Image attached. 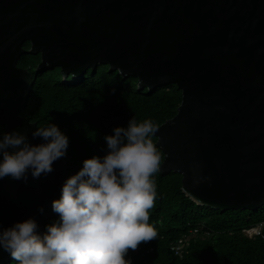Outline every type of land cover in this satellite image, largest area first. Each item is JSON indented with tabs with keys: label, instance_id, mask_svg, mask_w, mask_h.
<instances>
[{
	"label": "water",
	"instance_id": "water-1",
	"mask_svg": "<svg viewBox=\"0 0 264 264\" xmlns=\"http://www.w3.org/2000/svg\"><path fill=\"white\" fill-rule=\"evenodd\" d=\"M27 53L40 54L38 71L79 79L101 63L140 88L177 85V112L154 133L159 171L181 173L199 205L264 204V0H0V133L37 144V123L20 114L33 83L18 65ZM68 177L62 156L47 176L0 179V229L34 217L42 233ZM11 258L0 249V264Z\"/></svg>",
	"mask_w": 264,
	"mask_h": 264
},
{
	"label": "trees",
	"instance_id": "trees-1",
	"mask_svg": "<svg viewBox=\"0 0 264 264\" xmlns=\"http://www.w3.org/2000/svg\"><path fill=\"white\" fill-rule=\"evenodd\" d=\"M25 48L30 42L24 43ZM40 54L27 53L18 65L32 73L28 101L20 114L35 121L38 127L55 123L68 138L66 164L68 176L78 172L84 159L106 154L105 135L117 126L127 127L135 116L138 122L149 119L157 127L173 117L182 99L175 84H163L153 90L139 87L138 78L111 71L99 63L96 71L88 68L77 79L64 76L61 67L38 71ZM160 153L164 152L151 136ZM155 198L149 209L148 223L156 236L129 248L125 259L131 264H264V204L256 209H214L199 205L182 188V174L176 171L153 173ZM58 218L54 213L45 225ZM261 225L259 234L245 230ZM199 227L195 234L191 228ZM182 255L171 249L172 243L186 237ZM5 264H17L14 259Z\"/></svg>",
	"mask_w": 264,
	"mask_h": 264
},
{
	"label": "clouds",
	"instance_id": "clouds-1",
	"mask_svg": "<svg viewBox=\"0 0 264 264\" xmlns=\"http://www.w3.org/2000/svg\"><path fill=\"white\" fill-rule=\"evenodd\" d=\"M155 132L151 120L138 122L135 116L127 127H115L104 137L106 154L84 159L62 184L60 197L51 202L58 218L42 233L34 217L0 229V249L17 264H131L124 258L127 250L156 236L148 223L155 198L152 175L161 160L151 139ZM31 135L43 142L33 144L16 129L0 133V179L47 176L53 162L66 155L69 138L55 123ZM38 210L43 213V206ZM252 228L261 232V225Z\"/></svg>",
	"mask_w": 264,
	"mask_h": 264
},
{
	"label": "built area",
	"instance_id": "built-area-1",
	"mask_svg": "<svg viewBox=\"0 0 264 264\" xmlns=\"http://www.w3.org/2000/svg\"><path fill=\"white\" fill-rule=\"evenodd\" d=\"M198 231H199V227H194V228H191V230L189 232H191L192 234H195ZM246 232L249 235H252L253 233H260V228H252L250 230L247 229ZM186 239H187V236L179 239L177 243H173L171 245V249L174 250L176 254L182 255Z\"/></svg>",
	"mask_w": 264,
	"mask_h": 264
},
{
	"label": "rangeland",
	"instance_id": "rangeland-1",
	"mask_svg": "<svg viewBox=\"0 0 264 264\" xmlns=\"http://www.w3.org/2000/svg\"><path fill=\"white\" fill-rule=\"evenodd\" d=\"M37 54H39V53H37ZM37 54H35V55H37ZM78 79V78H77ZM256 231V230H255Z\"/></svg>",
	"mask_w": 264,
	"mask_h": 264
},
{
	"label": "bare ground",
	"instance_id": "bare-ground-1",
	"mask_svg": "<svg viewBox=\"0 0 264 264\" xmlns=\"http://www.w3.org/2000/svg\"><path fill=\"white\" fill-rule=\"evenodd\" d=\"M11 259H13V258H11ZM11 259H10V260H11ZM7 262H8V261H7Z\"/></svg>",
	"mask_w": 264,
	"mask_h": 264
}]
</instances>
